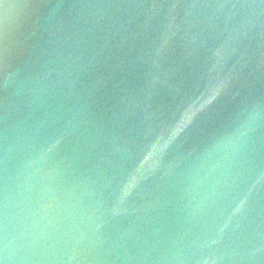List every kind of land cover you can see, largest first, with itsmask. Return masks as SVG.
<instances>
[{
	"label": "water",
	"instance_id": "water-1",
	"mask_svg": "<svg viewBox=\"0 0 264 264\" xmlns=\"http://www.w3.org/2000/svg\"><path fill=\"white\" fill-rule=\"evenodd\" d=\"M0 264H264V0H0Z\"/></svg>",
	"mask_w": 264,
	"mask_h": 264
}]
</instances>
